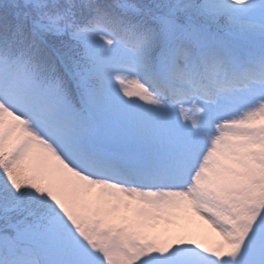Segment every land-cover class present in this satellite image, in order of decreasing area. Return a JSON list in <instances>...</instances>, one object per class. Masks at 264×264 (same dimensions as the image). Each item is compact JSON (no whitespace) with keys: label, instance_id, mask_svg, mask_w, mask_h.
I'll list each match as a JSON object with an SVG mask.
<instances>
[{"label":"snow or ice","instance_id":"snow-or-ice-1","mask_svg":"<svg viewBox=\"0 0 264 264\" xmlns=\"http://www.w3.org/2000/svg\"><path fill=\"white\" fill-rule=\"evenodd\" d=\"M0 264H264V0H0Z\"/></svg>","mask_w":264,"mask_h":264},{"label":"rangeland","instance_id":"rangeland-1","mask_svg":"<svg viewBox=\"0 0 264 264\" xmlns=\"http://www.w3.org/2000/svg\"><path fill=\"white\" fill-rule=\"evenodd\" d=\"M160 238H167L175 235L196 236L206 243H212L218 239V235L209 225L196 213L189 210L188 219H182L171 226V231L164 233L162 228L153 232Z\"/></svg>","mask_w":264,"mask_h":264}]
</instances>
